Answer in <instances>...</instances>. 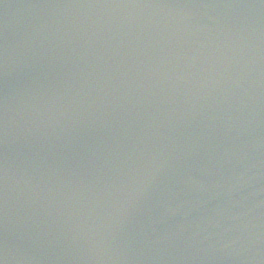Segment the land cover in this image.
<instances>
[{
	"label": "water",
	"instance_id": "1",
	"mask_svg": "<svg viewBox=\"0 0 264 264\" xmlns=\"http://www.w3.org/2000/svg\"><path fill=\"white\" fill-rule=\"evenodd\" d=\"M0 264H264V0H0Z\"/></svg>",
	"mask_w": 264,
	"mask_h": 264
}]
</instances>
